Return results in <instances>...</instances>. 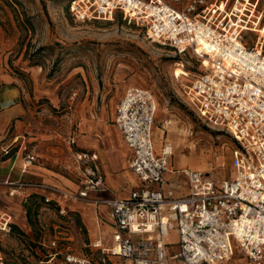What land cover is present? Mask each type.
Wrapping results in <instances>:
<instances>
[{
	"label": "built area",
	"instance_id": "1",
	"mask_svg": "<svg viewBox=\"0 0 264 264\" xmlns=\"http://www.w3.org/2000/svg\"><path fill=\"white\" fill-rule=\"evenodd\" d=\"M174 1L180 6L169 0H72L70 13L74 20L86 22L110 19L120 12L144 26L153 42L180 53L192 51L201 63L207 57L209 64L196 75L186 94L201 120L226 131L237 142L234 175L217 181L209 172L174 168L172 145L156 149V96L149 89L133 86L118 103L114 120L132 150L130 168L141 181L128 197H96L108 186L99 154L85 149H74L64 166L79 179L78 189L11 179L0 184L11 187V196L17 187L49 190L54 197L44 196V203L68 221L73 218L63 202L106 205L116 225V242L104 247L99 240L92 247L121 264H169L174 258L183 264H222L237 254L251 264H264V13L257 11L259 0H235L231 7L228 0ZM243 4L241 11L238 5ZM255 15L256 23L251 21ZM247 34L254 39L247 41ZM199 40L210 43L212 50L199 52ZM68 144L76 147V137L71 135ZM3 152L9 154V148ZM38 160L37 154H25L21 172L26 173ZM179 172L186 178L188 192L176 196L166 191L165 174ZM11 225L10 217L0 215V241L11 234ZM171 230L177 231L176 242L168 240ZM57 244L55 235L49 246ZM59 254L61 250L48 255L51 259ZM92 259L72 252L64 255L68 264H90ZM5 260L0 243V264Z\"/></svg>",
	"mask_w": 264,
	"mask_h": 264
},
{
	"label": "rangeland",
	"instance_id": "2",
	"mask_svg": "<svg viewBox=\"0 0 264 264\" xmlns=\"http://www.w3.org/2000/svg\"><path fill=\"white\" fill-rule=\"evenodd\" d=\"M70 2L0 0V72H10L21 81L31 107L28 117L34 134L47 135L56 141L55 145L65 146L69 135L85 133V123L102 122L110 128L115 107L125 91L133 86L143 87L151 90L158 101L155 144L160 149L166 143L172 145L174 168L209 172L217 181L231 178L236 144L226 131L201 120L186 94L196 75L203 71L204 62L192 51L180 53L167 44L153 42L144 26L125 19L120 12L110 19L78 22L70 13ZM234 2L228 0L227 6ZM243 6L238 8L243 11ZM257 11L264 13V0H259ZM252 18L256 23V15L251 21ZM254 37L247 34L246 40ZM180 66L183 73L178 78L175 69ZM62 170L65 171L64 167ZM0 174L5 175L3 170ZM175 175L165 174L169 182L164 185L166 191L183 184L184 174ZM122 182L118 179L101 197L124 196L127 189ZM32 196L22 200L9 195V191L3 194L0 187V211H6V217L12 214L14 221L19 222L18 216H27V207L31 206L33 218V224L27 218L30 234L15 232L2 236L4 264H31L60 250L58 264H68L64 261L66 252L91 256L90 264H115V258L85 247L83 242L62 239L67 238L64 233L57 234V246L50 247L56 235L53 225L65 228L70 221L63 220L56 208L47 206L41 197ZM99 209L107 219L105 207ZM81 232L85 241L87 235ZM105 238L114 241L116 235ZM177 238V231L171 230L168 240L176 242ZM171 250L174 252L176 247ZM169 264L183 263L174 258ZM222 264L251 262L237 254Z\"/></svg>",
	"mask_w": 264,
	"mask_h": 264
},
{
	"label": "crops",
	"instance_id": "3",
	"mask_svg": "<svg viewBox=\"0 0 264 264\" xmlns=\"http://www.w3.org/2000/svg\"><path fill=\"white\" fill-rule=\"evenodd\" d=\"M26 98L21 81L10 72H0V171L3 170V173H5V175L0 174V181L11 179L31 184L78 189L80 187L79 179L74 173L67 171L64 166L74 149H85L99 154L101 173L109 188L118 179H122V184L126 185L127 193L124 196L116 195L114 197L126 198L132 190L141 185V181L130 168L132 150L128 147L124 135L115 125L114 120L118 104L113 113L112 127L109 128L102 122L93 121L87 123V125L85 123V133L76 136L77 145L72 147L69 144L65 146L55 145L56 141H53V138L48 139L49 136L47 137L44 134H34L30 117H28L31 107L28 105ZM159 147V145H156L158 151L161 150ZM7 148L10 151L9 154L3 152ZM27 153L37 154L39 160L23 174L21 172L22 158ZM62 167H64L65 171L62 170ZM170 174L175 175L174 173ZM0 187L5 195L11 189L10 186L4 184H0ZM178 189L180 191L175 193V190ZM170 190L176 196L186 194L188 192L186 178H183L182 185H177V189ZM100 194L95 195L101 199L113 198L101 197ZM15 195L22 200L32 195L35 198L41 197L43 200L46 195L54 197L49 190L32 186L17 187ZM62 204L67 208L73 221L67 223L65 228L54 224L53 232L56 235L64 233L67 238L63 237L62 239L77 243L83 242L84 246L89 248H93L92 244L99 240L104 247L115 244V240L105 238L106 235L115 234L116 231V225L108 215L106 205L100 206L105 207L108 220L104 217V213L100 212V206L88 205L80 201L63 202ZM5 212L0 211V215L5 216ZM10 217L13 218L12 223L17 225L18 231L30 234L31 227L27 221L26 214L18 216L19 222L14 221L12 214ZM78 219L81 220L82 226L78 224ZM81 230L87 235L85 241H83ZM68 244L70 243L68 242ZM46 256L47 259H39V261L31 262V264H58V255L51 259L49 255ZM53 261L55 262L53 263ZM115 264L121 263L116 261Z\"/></svg>",
	"mask_w": 264,
	"mask_h": 264
},
{
	"label": "bare ground",
	"instance_id": "4",
	"mask_svg": "<svg viewBox=\"0 0 264 264\" xmlns=\"http://www.w3.org/2000/svg\"><path fill=\"white\" fill-rule=\"evenodd\" d=\"M259 32V31H258ZM199 47H198V51L199 52H210L212 50V45L210 43H208L205 40H199L198 41ZM203 66H207L209 64L208 58L205 57L203 58ZM178 65V64H177ZM182 65V64H181ZM183 73V68L182 66L177 67L175 69V75L180 78L182 76Z\"/></svg>",
	"mask_w": 264,
	"mask_h": 264
},
{
	"label": "trees",
	"instance_id": "5",
	"mask_svg": "<svg viewBox=\"0 0 264 264\" xmlns=\"http://www.w3.org/2000/svg\"><path fill=\"white\" fill-rule=\"evenodd\" d=\"M71 1H72V0H71ZM70 3H71V2H70ZM17 22H18V24L21 23V22H20V19H19L18 16H17ZM233 141H234V143L236 144V146H238L237 142H236L235 140H233ZM26 213H27V218H28L29 223H30V224H33V218H32V207H31V206H28V207H27V211H26ZM77 222H78L79 225L82 226V222H81L80 219H78ZM11 227H12V232H11V233H15V232H19V233H21L20 231H18V227H17L16 224H12Z\"/></svg>",
	"mask_w": 264,
	"mask_h": 264
}]
</instances>
